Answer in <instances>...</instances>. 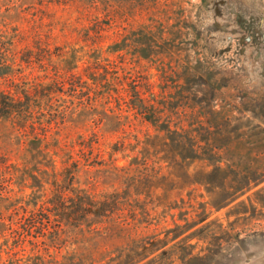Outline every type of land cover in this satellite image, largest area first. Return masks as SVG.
<instances>
[{"label":"rangeland","instance_id":"obj_1","mask_svg":"<svg viewBox=\"0 0 264 264\" xmlns=\"http://www.w3.org/2000/svg\"><path fill=\"white\" fill-rule=\"evenodd\" d=\"M0 264H264V0H0Z\"/></svg>","mask_w":264,"mask_h":264},{"label":"trees","instance_id":"obj_2","mask_svg":"<svg viewBox=\"0 0 264 264\" xmlns=\"http://www.w3.org/2000/svg\"><path fill=\"white\" fill-rule=\"evenodd\" d=\"M2 91H3L2 93H5L4 90H2ZM6 94H7V93H5V96H7ZM220 111H224V106H222V109H221Z\"/></svg>","mask_w":264,"mask_h":264}]
</instances>
